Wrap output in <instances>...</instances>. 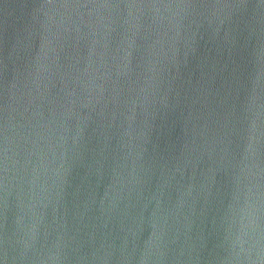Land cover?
Listing matches in <instances>:
<instances>
[{
  "label": "water",
  "instance_id": "water-1",
  "mask_svg": "<svg viewBox=\"0 0 264 264\" xmlns=\"http://www.w3.org/2000/svg\"><path fill=\"white\" fill-rule=\"evenodd\" d=\"M0 264H264V0H0Z\"/></svg>",
  "mask_w": 264,
  "mask_h": 264
}]
</instances>
